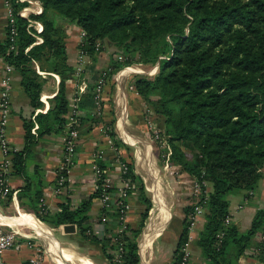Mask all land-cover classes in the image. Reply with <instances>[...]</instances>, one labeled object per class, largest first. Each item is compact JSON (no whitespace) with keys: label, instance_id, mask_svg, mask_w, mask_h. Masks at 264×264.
I'll return each instance as SVG.
<instances>
[{"label":"trees","instance_id":"obj_1","mask_svg":"<svg viewBox=\"0 0 264 264\" xmlns=\"http://www.w3.org/2000/svg\"><path fill=\"white\" fill-rule=\"evenodd\" d=\"M41 1V12L24 16L21 8L29 2L11 0L15 34L8 24L5 36L0 37V55L20 71L35 107L44 105L41 95L46 76L60 75L59 90L47 112L40 111L35 120L26 121V146L12 150L16 172L25 171L36 122L39 135L68 126L66 80L74 67L67 61L65 23L75 22L86 31L80 43L83 51L93 53L104 42L122 51L124 59L115 57L110 73L134 61L158 64L153 74L138 72L133 87L154 106L157 117H165L161 132L171 146V163L181 165L201 185L198 202L203 204L206 221L199 243L204 254L214 264H239L238 257L251 237L264 232V207L257 209L246 231L226 223L230 194L254 190L264 175V0ZM33 20L43 23L41 32ZM37 35L43 38L41 42ZM109 134L116 144L122 142L113 130ZM126 161L130 169L124 177L139 180ZM206 182L212 184L209 191ZM95 195H100L99 189L75 208L62 202L61 210L52 216L37 214L53 225L75 222L86 231L84 222ZM143 197L147 207L140 226L130 229L132 235L121 233V264H140L138 236L152 206L150 198ZM193 209L194 204L185 207L178 256L188 238V216ZM230 237L237 246L231 258L226 256ZM104 240L106 248L111 237ZM261 249L264 256V244Z\"/></svg>","mask_w":264,"mask_h":264},{"label":"crops","instance_id":"obj_2","mask_svg":"<svg viewBox=\"0 0 264 264\" xmlns=\"http://www.w3.org/2000/svg\"><path fill=\"white\" fill-rule=\"evenodd\" d=\"M7 25L6 6L4 0H0L1 38L5 36ZM65 27L67 31V61L74 67V72L66 80L68 124L69 112L77 97H79L81 111L80 137L74 164L69 172V181L66 186L56 191L57 170L62 161L64 138L68 133L69 126L64 131H52L39 135L36 122L32 127V132L36 136L27 152L25 171L24 173L16 172L12 164L8 172L10 193L7 196H0V222L3 228L6 231L12 229L19 231L16 236L17 245L4 251L3 260L6 264H28L30 258L37 254L43 264H68L63 255L69 253L85 256L77 255L80 264H88L87 259L92 264H121L122 261L118 260V257H122L120 249L123 248L121 233L126 231L132 235L130 229L140 226L142 213L147 207L143 197L145 195L150 198L152 206L142 232L138 236L140 264H151L152 261L153 264H176L179 258L177 246L186 219V205L183 204L181 208L176 207L175 200L172 205H168L160 194L156 195L158 204L155 208L158 209V217L154 223L152 222V226L151 223H148L149 227L146 226L155 200L146 193L145 184L151 192L156 190V187L149 186L147 179H145V184L142 180L132 182L127 197L131 207L125 220H122L118 215L116 201L110 210H106L103 208L100 195H95L92 198L88 209V218L84 222L86 231L80 229L75 222L53 225L39 216H52L61 210L62 202L69 203L71 208H75L83 200L89 198L97 189L98 181L93 168L95 163L106 169V177L111 179L114 188H118L124 184V175L121 173L118 157L128 160L137 175L139 174V165L136 161L129 160V155L133 152L135 157L138 156L142 167L144 164L146 169L148 164L146 161L149 158L145 152L143 154L139 149L136 140L138 138H135L139 129L146 128L145 130L148 132L150 130L148 126L150 118L145 115V111L149 110V102L132 87V80L136 74L134 72L143 70H137L132 63V66H126L125 70L109 72L101 100V110H97L93 98V88L102 70L110 67L114 57L119 55V51L116 52L114 49L116 46L108 43L107 47L96 49L93 53L85 51L82 55L80 48L82 27L75 22H66ZM7 64L4 57L0 55V92L3 88V77L7 74L11 76L9 83L11 113L7 124V137L13 150H21L26 146V121L35 120L40 111L47 112L52 98L59 90L60 75L52 73V75L46 76L41 95L44 105L35 107L22 85L20 71L14 67L8 71ZM37 67L39 68V66ZM39 71L42 72L40 69ZM82 87H85L84 91H81ZM110 130L116 133L117 138L122 141L121 143H115L114 138L109 134ZM110 138L113 140L112 143ZM149 140L151 139H147V142ZM151 148H153L152 144ZM147 149L149 150L150 147ZM147 153L150 155L149 151ZM3 158L4 154L0 147V163ZM162 158L163 164L169 163L164 153ZM181 171L183 177L190 179L194 184L196 177L182 168ZM156 196L153 195L154 199ZM41 198H45V205ZM263 207L264 175L254 190L237 191L230 194V223L235 224L240 232L246 231L251 226L257 209ZM173 208L177 213L173 211ZM104 214H107L105 220L102 218ZM175 219L177 220L174 222ZM205 221L204 217L202 220L200 219L202 223L199 222L200 224L198 223L192 229L189 228L187 239L190 240V264H214L211 258L204 254L199 243L200 232ZM146 229L147 232L143 243H141ZM167 229L169 233L166 236L164 247L155 249L157 240ZM93 235H96V239L91 238ZM105 237H111L112 241L106 248L103 245ZM230 239L226 251V256L229 258L233 257L237 251L236 243L232 237ZM171 240H175L173 249L168 246ZM29 241L33 244L32 246L29 245ZM263 244L264 232L259 230L251 237L244 252L238 257V263L264 264L261 249ZM73 260L77 261L76 258Z\"/></svg>","mask_w":264,"mask_h":264},{"label":"built area","instance_id":"obj_3","mask_svg":"<svg viewBox=\"0 0 264 264\" xmlns=\"http://www.w3.org/2000/svg\"><path fill=\"white\" fill-rule=\"evenodd\" d=\"M29 3L21 8V13L24 16H29L31 12H41L43 10V3L41 0H27ZM4 4L6 6L7 14H8V24L12 25V34H15V16L14 9L11 3V0H4ZM32 24L36 27L38 32L43 30V23L39 20H33ZM82 41L86 36V31L82 29L81 31ZM37 42H41L43 38L40 35H37ZM14 40V36L11 37ZM100 43L98 42L97 45ZM85 51L82 50V55ZM119 59H124L122 54L118 55ZM130 66V65H127ZM13 66L11 64H7V70L11 71ZM124 67L123 70H125ZM111 70V67L102 70L94 88H93V98L95 101V106L97 110H101V100L103 98L105 84L108 78V74ZM10 74H7L2 79L3 88L0 92V147L2 148L4 158L0 163V196H7L10 193V186L8 183V172L10 167L13 164L12 160V146L9 143L7 137V124L9 120V116L11 113V103H10ZM85 87H82L81 91H84ZM81 118V111L79 105V97H77L74 102L70 112H69V130L64 138V148H63V156L61 164L57 170V184L56 191H59L62 187L66 186L69 181V172L74 164L78 139L80 137L79 132V124ZM148 125L151 126L153 130L154 139L166 149L164 155L169 162L171 155V146L170 143L164 133L161 132L158 128L153 126L152 120L148 121ZM149 126V127H150ZM150 128V129H151ZM112 143V138L109 139ZM119 167L121 168L122 175H125L129 172L130 166L128 162L120 157L117 158ZM95 170L96 178L98 183L96 184V188L100 190V198L103 203V208L106 210H110L112 205L117 204V208L119 210L120 218L122 220L126 219L127 213L130 210V202L127 200L129 188L132 186L131 178L124 177V184L118 188H114V184L110 178L106 177V169L101 165L95 163L93 165ZM197 185L201 186L198 181ZM117 189V191H116ZM119 196V197H118ZM43 205H45V198H41ZM204 212L203 204H197L194 209L189 213V228L192 229L196 223L199 221L200 216ZM102 218L105 220L107 218V214H104ZM231 217L230 215L226 218V223H230ZM19 231L17 229H12L11 231H6L1 222H0V264H6L3 260V253L5 250L10 249L17 245L16 236ZM224 232L219 233L220 238H222ZM29 245L33 244L29 241ZM190 240L187 239L183 244L182 248L179 251V258L176 264H190L191 260V251L189 248ZM121 251L123 248L120 249ZM118 260L122 261V257H118ZM28 264H43L42 259L39 255H33L30 258V262Z\"/></svg>","mask_w":264,"mask_h":264},{"label":"rangeland","instance_id":"obj_4","mask_svg":"<svg viewBox=\"0 0 264 264\" xmlns=\"http://www.w3.org/2000/svg\"><path fill=\"white\" fill-rule=\"evenodd\" d=\"M62 22H64L63 19H60ZM103 47H107L108 43L104 42L101 44ZM114 49H116L115 51L118 52L119 50L117 49V47ZM119 54L122 53V51L118 52ZM123 54V53H122ZM118 56V55H117ZM134 56H137V53H134ZM115 59V57H114ZM134 66L136 67L137 70L141 69L143 70L142 73H149V74H153L156 72L157 70V66H150L147 64H143V63H139L138 61H134ZM132 66V64H129ZM126 67V66H124ZM121 68L122 70L124 69ZM119 69V70H121ZM121 70V71H122ZM134 73H138V72H134ZM135 74V75H136ZM135 75L133 77V80L135 79ZM132 80V81H133ZM133 87V86H132ZM149 110H146V114L150 120H152L153 122V126L155 128H158L159 130H161L162 132L165 129V117L163 116H158L157 117V113L155 111L154 106H152V104L149 103ZM147 109V108H146ZM150 126V125H148ZM151 128V126H150ZM146 129V128H145ZM145 129H139V133L137 135H135V138L137 137V144L139 145V149H141V151L145 152V155H148L147 157V170L143 164V167L141 165V160L137 157H135L134 153L132 152L129 155V160L131 161H136V163L139 165V176L140 179L139 181H143V183L145 184V179H147V183L149 184V186L151 187H156V190L152 192L148 189V187H146L147 185L145 184V188H146V193L150 196H152L153 201L154 202V206L150 211V216L147 219V224L149 227V224L151 223L152 226V222L154 223V221H156V218L158 217V209H156L155 207L158 204L157 201V196L160 194V196L165 199V201H167L168 205H172L173 201L175 200V205L176 207L181 208L183 206V204L185 205H191L194 204V207L197 204H201L200 202H198V200L200 199L201 196V186L197 185V179L196 181L193 182L190 181V179H186L185 177H183L184 175L183 172L181 171V165L179 164H175V163H171V160H169V163L165 162L163 164V153H165V151L163 150L162 146H160V144L158 142H156V140H154V136H153V130L152 128L149 130V132ZM151 139L149 140V142H147V139ZM153 138V139H152ZM143 139V140H141ZM151 144L153 146V148H151ZM150 147V149L148 150L147 148ZM150 152V155L147 152ZM162 156V157H161ZM139 160L137 162V160ZM145 168V169H144ZM188 177V176H187ZM206 188L207 191L212 189V184L211 182H206ZM153 195H157L154 199ZM161 199V198H159ZM173 211L176 212L175 208H173ZM177 213V212H176ZM205 217V212H203V214L200 216L199 221L196 223V225H198V223L200 222V219L202 220V218ZM177 219L174 220V222ZM189 220V219H188ZM149 223V224H148ZM202 223V222H200ZM199 223V224H200ZM196 225L194 227H196ZM147 227V229H148ZM193 227V228H194ZM144 232L143 237L141 239V243H143V238L147 232ZM169 233V230L167 229L166 232L161 235L159 237V239L156 242V247L160 249V247H164L165 245V239L167 234ZM168 246L171 247V249L175 248V240H171L168 243ZM78 255V254H77ZM77 255H71L69 253H65L63 255V257H65V260L68 264H80L79 263V259L77 257ZM78 256H82V255H78ZM147 256V255H146ZM85 257V256H82ZM76 258L77 261H74L73 259ZM83 262H86L85 260L82 259ZM61 262V261H60ZM87 262H89L88 264H92V262L90 260L87 259ZM86 262V263H87ZM100 264H108V263H100ZM151 264H153V261L151 262Z\"/></svg>","mask_w":264,"mask_h":264},{"label":"water","instance_id":"obj_5","mask_svg":"<svg viewBox=\"0 0 264 264\" xmlns=\"http://www.w3.org/2000/svg\"><path fill=\"white\" fill-rule=\"evenodd\" d=\"M157 65H158V64H157ZM157 65H156V66H157Z\"/></svg>","mask_w":264,"mask_h":264}]
</instances>
